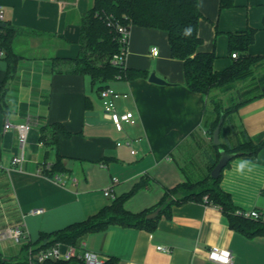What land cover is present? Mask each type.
<instances>
[{
  "label": "crops",
  "instance_id": "crops-1",
  "mask_svg": "<svg viewBox=\"0 0 264 264\" xmlns=\"http://www.w3.org/2000/svg\"><path fill=\"white\" fill-rule=\"evenodd\" d=\"M234 1L235 7L221 9L220 0H199V51L216 54V71L234 61L230 33L256 29L248 54L264 56V0ZM93 3L0 0L2 24L17 31L11 51L19 58L8 80L9 62L0 46V231L19 226L26 234L20 243L10 234L0 237L4 259H20L23 247L38 242L42 233L87 220L141 182L146 186L127 199L125 208L147 211L148 216L167 189L187 180L182 167L190 166L196 177L208 172L212 137L203 120L209 100L187 87L184 63L171 57L167 31L130 30L125 63L147 71L146 78L94 83L89 76L64 70L62 59L80 55L81 22ZM154 48L158 56L152 54ZM152 73L165 84L151 82ZM101 85L127 96L116 101V110L132 111L134 125L116 129L105 114ZM7 121L31 124L21 166L12 163L20 144L16 128L5 130ZM237 121L254 143L264 141V96L242 106ZM53 132L57 145L43 144L42 136ZM59 157L68 171L47 177L43 166ZM221 188L240 210L259 211L264 223V149L256 156L234 158L222 172ZM40 209L42 214H30ZM149 220L153 230L111 225L82 236L76 248L98 253L111 264H218L210 251L221 247L232 252L231 264H264V235L249 237L235 230L219 206L188 201ZM161 246L171 252L158 250ZM69 247L59 245L63 252ZM36 248L28 250V258L39 252H33Z\"/></svg>",
  "mask_w": 264,
  "mask_h": 264
},
{
  "label": "trees",
  "instance_id": "trees-1",
  "mask_svg": "<svg viewBox=\"0 0 264 264\" xmlns=\"http://www.w3.org/2000/svg\"><path fill=\"white\" fill-rule=\"evenodd\" d=\"M233 7L234 0H220L221 9ZM202 18L199 0H94L92 8L82 18L80 55L76 59L61 61L66 63L64 70L89 76L94 83L146 78L147 71L128 68L125 60L120 64L113 62L114 56L121 53L116 24L121 23L128 30L133 26H140L167 31L171 57L184 63L187 87L208 97L209 107L204 114L203 128L213 137L220 119L223 117L224 120L220 130V145H214L212 139L209 146L208 172L196 177L190 171V166L182 167L187 180L167 189L160 204L152 211L160 208V212L167 213L173 205L188 201L203 202L219 206L235 230L249 237L264 235V223L260 219L238 213L239 207L234 204L230 194L221 188V176L218 179L211 177V172L221 157V150L236 155L234 158H237L256 156L264 149V141L254 143L237 121V114L242 106L264 96V56L248 54L257 30L248 28L241 33H230V55L232 57L233 53H237L238 57L233 58L234 61L228 69L216 71V54L199 51L203 44L199 35ZM0 29V46L6 51L9 62V80L19 60L11 51L12 39L17 31L2 23ZM105 86L101 85L100 89ZM225 100L229 101L228 104ZM57 128L62 127L57 125ZM41 142L55 147L58 143L57 134L53 132L50 137L44 134ZM42 171L47 177L54 178L56 174L65 173L68 169L59 157L55 163L45 164ZM145 186V182L137 184L130 193L115 199L110 206L83 222L71 224L52 233H42L38 242L23 247L24 254L20 259L7 260L0 256V264H30L28 250L34 245L37 248L33 252L61 244L76 247L82 236L103 231L111 225L153 230L155 224L153 220L147 219V211L132 213L125 208L127 199ZM45 264L83 263L75 258L70 261H49Z\"/></svg>",
  "mask_w": 264,
  "mask_h": 264
},
{
  "label": "built area",
  "instance_id": "built-area-1",
  "mask_svg": "<svg viewBox=\"0 0 264 264\" xmlns=\"http://www.w3.org/2000/svg\"><path fill=\"white\" fill-rule=\"evenodd\" d=\"M5 21V11L4 7L0 5V23ZM2 30L0 29V33ZM116 32L119 35V43L121 44V53L115 55L113 58V62L115 64H120L122 61L125 60L127 50H128V43H129V36L130 30H128L124 25L121 23L116 24ZM3 53V52H2ZM152 54L154 56H158L159 50L158 48L152 49ZM238 54L233 53L232 58H237ZM102 103L104 107L105 114L107 118L111 120V122L115 125L118 131L124 130V125H134L136 123V116L132 111H127L123 114H120L116 110V101L120 98L127 97L126 95H122L116 92L111 87L103 88L100 92ZM5 130H9L10 128H16L18 131V138L20 144V153L13 158V165L21 166L25 161V149L26 144L28 141L29 132L31 130V124L28 121L24 122H17L13 123L11 121H7L4 126ZM127 145L132 146V141H127ZM121 145V143H118ZM132 154L136 155L137 151L133 150ZM106 195H111V189H107L105 191ZM44 211L43 210H36L31 211L30 214L32 215H40ZM238 213L244 215L245 217H250L253 219H260L261 214L257 210L253 211H244L239 210ZM10 234L17 243H20L22 239L26 238L25 231L22 227H14L9 228L8 231H0V237H4L5 235ZM158 250L163 251L165 253H170L171 249L169 247H158ZM79 259L82 261L83 264H106L107 259L106 257L86 250V249H79L76 247H69V249L63 252L59 246L44 249L39 251L38 253H32L30 255L29 262L30 264H45L49 261H70L72 259ZM210 259L218 264H231L233 260L232 252L228 249H224L221 247H213L210 251Z\"/></svg>",
  "mask_w": 264,
  "mask_h": 264
},
{
  "label": "water",
  "instance_id": "water-1",
  "mask_svg": "<svg viewBox=\"0 0 264 264\" xmlns=\"http://www.w3.org/2000/svg\"><path fill=\"white\" fill-rule=\"evenodd\" d=\"M150 81L158 84H165V81L158 78L155 73H152L150 76ZM223 117L220 119L218 126L216 127L214 133H213V143L214 145H220L221 139H220V130L223 124ZM221 157L215 166V168L211 172V177L214 179H218L221 175L223 170L227 167V165L232 161L236 155H230L226 151L221 150L220 151ZM160 208L155 210L154 212L150 213L147 218L148 219H154L156 218L160 213Z\"/></svg>",
  "mask_w": 264,
  "mask_h": 264
},
{
  "label": "rangeland",
  "instance_id": "rangeland-1",
  "mask_svg": "<svg viewBox=\"0 0 264 264\" xmlns=\"http://www.w3.org/2000/svg\"><path fill=\"white\" fill-rule=\"evenodd\" d=\"M225 97H226V96H225ZM227 98H229V96H228ZM227 98H226V99H227ZM225 102H226V104H228L229 101L225 100ZM201 176H203V175H201Z\"/></svg>",
  "mask_w": 264,
  "mask_h": 264
}]
</instances>
